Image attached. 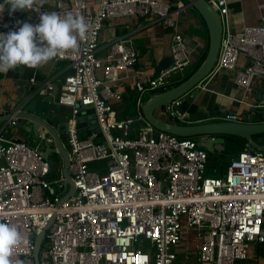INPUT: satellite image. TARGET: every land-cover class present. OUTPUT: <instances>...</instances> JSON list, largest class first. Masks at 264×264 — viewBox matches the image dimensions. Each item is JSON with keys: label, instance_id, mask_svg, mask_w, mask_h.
I'll use <instances>...</instances> for the list:
<instances>
[{"label": "built area", "instance_id": "obj_1", "mask_svg": "<svg viewBox=\"0 0 264 264\" xmlns=\"http://www.w3.org/2000/svg\"><path fill=\"white\" fill-rule=\"evenodd\" d=\"M208 1L222 18L223 37L200 90H210V77L232 73L242 96L231 98L247 105V112L264 110V92L261 101L247 100L255 80L264 79V16L259 25L235 32L230 0ZM18 12L9 15L6 8L0 14V33L17 29ZM51 12L82 16L88 25L79 51L55 58L70 68L59 101L72 107L65 143L76 191L63 200L69 191L65 177L51 179L52 166L42 151L55 140L45 128H38L36 144L7 138L6 128L0 131V222L16 226L22 236L13 260L35 264L36 236L52 218L41 264H174L184 226L196 230L202 264L247 259L253 243H264V151L247 144L230 157L223 174L209 176V152L197 138L159 130L143 113V95L165 91L191 74L193 59L177 19L180 10L163 0H97L95 10L87 0H55L51 8L34 2L25 11L26 19L18 21L35 25L42 13ZM147 13L172 30L174 63L157 76L137 81V112L119 118L109 102L121 98L112 83L138 63L139 55L131 39L120 37L111 43L104 65L97 56L101 31L110 18ZM243 54L248 61L240 63ZM100 68L104 78L97 74ZM78 101L94 109L104 140L80 135L75 120L82 109ZM182 101L165 105L163 114L186 120L188 113L177 111ZM220 111L223 120L243 118L239 110ZM16 123L11 119L10 124Z\"/></svg>", "mask_w": 264, "mask_h": 264}, {"label": "crops", "instance_id": "obj_2", "mask_svg": "<svg viewBox=\"0 0 264 264\" xmlns=\"http://www.w3.org/2000/svg\"><path fill=\"white\" fill-rule=\"evenodd\" d=\"M163 1L170 2L173 7L180 10L177 19L188 51L193 59V63L188 69L192 73L203 61L209 49V29L204 19L185 0ZM34 2L50 8L55 4V0H34ZM87 2L92 10L96 9L97 0H87ZM230 8L232 27L235 32L243 31L246 26L259 25L264 16V0H230ZM140 17L141 15H130L106 20L97 49V56L102 59L105 65L111 50V43L120 37H125L131 39L139 55L138 63L128 71H121L123 78L112 83L114 91L120 94L121 98L114 97L109 99V102L115 108L119 118L135 115L138 97L141 95L136 85L137 81L146 79L149 75L155 76L157 64L162 58L172 53V30L166 27L155 15H150L145 20ZM20 18L25 20V14ZM247 61L246 55L240 56V63ZM69 71L70 68L65 61L53 59L37 69L21 66L6 73L0 72V117L17 109L23 98L38 90L45 93H51L54 90L58 93L59 98L63 90V78ZM97 74L99 77L104 78V69H98ZM208 81L210 90H200L196 100L202 109L212 111L226 108L229 112L239 110L242 114L248 111L247 105H239L232 99L233 97L242 96V89L235 83L234 74L222 72L210 77ZM262 86L263 80L257 78L247 94V100L250 101L256 97ZM143 96H146L145 100H147V94ZM62 108L63 114L69 115L70 120L72 118V107L63 104ZM92 109L89 107L88 112L81 120L79 133L83 137L90 134L96 135V132H92V130L95 131L97 128L100 130L98 123L93 122L95 116ZM158 113L163 115L161 109ZM2 127L0 125V131ZM5 130L10 138L22 139L31 144H36V130L31 129L29 125L19 126L17 123L12 125L8 122ZM224 146H226V143ZM224 149H220L221 151L218 150L216 153L209 152V158L212 154H222ZM212 172L214 173L213 176H219L224 173V169L220 171V168L216 165ZM198 242L199 238L196 230L184 226L182 239L175 249L177 259L174 264H202L198 259ZM236 264H264V243H253L250 246L247 259L237 261Z\"/></svg>", "mask_w": 264, "mask_h": 264}, {"label": "water", "instance_id": "obj_3", "mask_svg": "<svg viewBox=\"0 0 264 264\" xmlns=\"http://www.w3.org/2000/svg\"><path fill=\"white\" fill-rule=\"evenodd\" d=\"M189 6L204 19L209 29L210 43L209 49L200 65L184 80L177 85L161 92H147V100L143 105V113L146 119L157 129L176 134L180 137H194L199 140V145L204 147L210 153H216L218 150L225 148V143L229 137H242L247 140L252 147L264 151V144L257 141L254 135L264 133V110L255 109L252 112L243 114L241 121L223 120L218 116L220 110H206L197 103V97L200 94L199 85L211 73L221 47L223 37V21L218 11L210 4L208 0H185ZM25 14V10L18 12L15 21ZM151 14L141 15V19L145 20ZM174 63L173 54L161 59L155 68V76L159 75L163 70L168 69ZM263 86L256 94V98L261 101ZM183 98L181 105L177 107L179 113H188L187 119L182 120L171 114L159 115V109L163 108L170 102ZM77 106L81 107V111L76 115V125L79 128L82 117L88 112L89 107H84L81 101ZM63 104L59 101L58 93L35 91L29 96L23 98L18 108L9 111L0 117V125L4 130L15 118L19 126L29 125L31 129L38 132L39 127L47 130L55 142L42 151L44 158L49 159L51 153H57L61 156L63 164L61 174L66 179V185L69 188L68 193L63 197L67 199L76 191L74 179L70 173V153L65 143L66 132L69 127V115L63 114ZM84 108V109H83ZM94 112V109H92ZM95 116V114H93ZM191 120L193 123H191ZM7 122V123H6ZM97 123L96 117L94 118ZM5 124V125H4ZM80 131V128H79ZM97 137L104 140L102 132L97 128L95 131ZM7 136V134L5 133ZM7 138H10L7 136ZM52 218L45 229L36 236L34 259L35 264H41L40 256L44 251L43 241L47 229L53 223Z\"/></svg>", "mask_w": 264, "mask_h": 264}, {"label": "clouds", "instance_id": "obj_4", "mask_svg": "<svg viewBox=\"0 0 264 264\" xmlns=\"http://www.w3.org/2000/svg\"><path fill=\"white\" fill-rule=\"evenodd\" d=\"M34 0H2L0 14L7 8L9 15L17 11L32 9ZM88 25L82 16L71 13H42L38 24L17 21V29L0 33V72L17 67L37 69L49 61L73 54L87 39ZM22 243L16 226L0 222V264H23L13 260L14 249Z\"/></svg>", "mask_w": 264, "mask_h": 264}, {"label": "rangeland", "instance_id": "obj_5", "mask_svg": "<svg viewBox=\"0 0 264 264\" xmlns=\"http://www.w3.org/2000/svg\"><path fill=\"white\" fill-rule=\"evenodd\" d=\"M160 90L161 89H158L156 91H160ZM71 116L73 117V115H71ZM75 118H76V116H75ZM237 151H238V145L237 144H233L230 148H228L229 153H235ZM229 153H227L226 155H223V154L213 155L212 154V156L208 159V163H207V174L209 176L214 175V173L212 171L216 165L220 168V171H222L224 169V172H225L227 165L230 161V157L228 155ZM49 161H50L51 166H52L51 179L54 182L61 174V168H62L63 161H62L61 156L57 153H51L50 157H49Z\"/></svg>", "mask_w": 264, "mask_h": 264}, {"label": "trees", "instance_id": "obj_6", "mask_svg": "<svg viewBox=\"0 0 264 264\" xmlns=\"http://www.w3.org/2000/svg\"><path fill=\"white\" fill-rule=\"evenodd\" d=\"M200 65V64H199ZM198 65V66H199ZM197 66V67H198ZM230 139L226 142V146H225V149L223 150L222 154L223 155H226L228 152V148H230L233 144H237L238 145V151L236 153H238L239 151L243 150L248 142L246 139L242 138V137H229ZM254 138L257 140V141H260L261 143L264 144V133H261V134H257V135H254ZM235 153V154H236ZM235 155L234 153H229L228 155L230 157H232L233 155Z\"/></svg>", "mask_w": 264, "mask_h": 264}]
</instances>
